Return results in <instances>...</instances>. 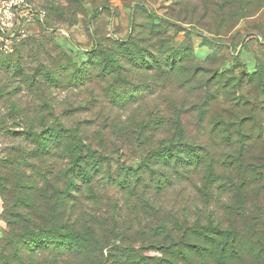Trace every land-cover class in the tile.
<instances>
[{"label":"trees","instance_id":"trees-1","mask_svg":"<svg viewBox=\"0 0 264 264\" xmlns=\"http://www.w3.org/2000/svg\"><path fill=\"white\" fill-rule=\"evenodd\" d=\"M37 2L48 12L47 26L39 27L53 35L49 9ZM150 15L156 24L164 20ZM145 32L149 39H140ZM131 33L109 36L115 43L109 49H100L94 35L80 60L55 42V48L36 45V35L15 47L22 51L19 77L36 92L42 84L64 90L68 102L61 114L52 110L51 121L17 133L29 147L13 148L17 162L0 176V185L19 197L9 224L16 225L22 250L48 254L47 264H264L263 124L203 119L198 134L209 143L189 137L183 116L192 110L206 116L207 107L146 102L158 98L156 83L167 78H182L186 89L196 90L188 73L198 75L205 65L160 32L154 38V28L132 39ZM26 51L46 64L33 77L22 67ZM213 79L220 89L205 99L210 104L220 92L226 96L230 80L219 73ZM82 112L90 117L70 119ZM126 115L133 118L122 121ZM201 200L227 209L209 217L205 208L181 209Z\"/></svg>","mask_w":264,"mask_h":264},{"label":"rangeland","instance_id":"rangeland-1","mask_svg":"<svg viewBox=\"0 0 264 264\" xmlns=\"http://www.w3.org/2000/svg\"><path fill=\"white\" fill-rule=\"evenodd\" d=\"M39 1L49 9L51 25L63 29L67 35L57 32L47 34L39 26H34L30 31L31 35L36 36L31 38L35 39L31 42L36 45L52 42L53 48L55 42L62 45L63 52L67 51L74 59L80 60L79 53L83 54L86 49L93 47L94 35L100 49H109L115 46L109 36L125 38L130 31L132 39L140 32L154 28V38L160 32L159 36L170 46L188 54L197 63L204 64L205 68L195 76L193 71L188 73L194 80L196 90L186 89L184 80L178 77L163 80L169 81L166 84L156 83V88L159 86L161 91L157 90L155 97L158 98L155 101L146 102L148 106L177 105L186 109H196L199 105L207 107L206 116L198 115L193 110L183 116L186 134L191 138L202 137L198 134L199 120H219L222 116L232 118V121L246 119L248 124L261 122L264 137V0ZM150 12L164 20L154 23ZM139 36L140 39L150 37L147 32ZM23 49L26 50V46ZM21 53L19 50L0 54V62L12 59L10 64L0 63V176L12 171V167L8 168L10 161L17 162L18 155L13 148L29 147V143L24 142L23 137L17 133L24 131L27 125L35 126L42 121H51L52 110L61 114L68 103L64 90L48 88L47 84H42L44 88L36 92L34 87L19 77L20 73L15 69ZM35 58L27 51L23 56L22 67L30 77L35 75L40 63L46 65L42 55ZM214 73L230 80L227 81L226 96L220 92L219 97L210 104L205 99H211L210 95L214 90L220 89L213 79ZM168 94L173 97L167 96ZM164 97L171 99L167 102ZM137 106L138 104L133 105ZM73 116L70 119L76 121L90 117L84 112ZM129 116H122L120 119L128 121L133 118ZM135 119L140 121L142 118L137 116ZM198 139L209 143L205 137ZM245 140L251 141L248 137ZM250 144L252 142L247 143ZM249 147L246 148L247 152L253 150V144ZM18 198L17 191L10 192L8 186L6 188L0 185V264H39L38 261L47 264L50 258L48 254L38 258L29 251L22 250V240L14 227L16 225L13 228L9 224L10 211L13 205L18 204ZM180 206L181 209L190 208L191 211L205 208L208 217L216 210L222 214L227 209L214 200L210 204L198 201L197 208L195 203L189 205L184 202Z\"/></svg>","mask_w":264,"mask_h":264},{"label":"built area","instance_id":"built-area-1","mask_svg":"<svg viewBox=\"0 0 264 264\" xmlns=\"http://www.w3.org/2000/svg\"><path fill=\"white\" fill-rule=\"evenodd\" d=\"M48 12L37 0H0V54H10L31 35L34 26H47ZM67 35L61 28L48 27Z\"/></svg>","mask_w":264,"mask_h":264}]
</instances>
